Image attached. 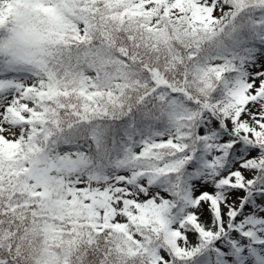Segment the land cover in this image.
Instances as JSON below:
<instances>
[{
  "label": "snow or ice",
  "instance_id": "1",
  "mask_svg": "<svg viewBox=\"0 0 264 264\" xmlns=\"http://www.w3.org/2000/svg\"><path fill=\"white\" fill-rule=\"evenodd\" d=\"M0 264H264V0H0Z\"/></svg>",
  "mask_w": 264,
  "mask_h": 264
}]
</instances>
